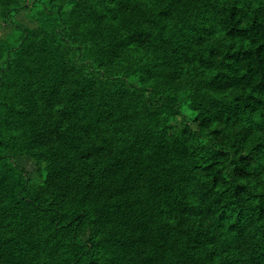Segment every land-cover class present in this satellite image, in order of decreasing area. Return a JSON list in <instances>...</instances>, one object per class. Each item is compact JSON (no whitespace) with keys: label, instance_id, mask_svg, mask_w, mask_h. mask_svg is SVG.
I'll use <instances>...</instances> for the list:
<instances>
[{"label":"trees","instance_id":"trees-1","mask_svg":"<svg viewBox=\"0 0 264 264\" xmlns=\"http://www.w3.org/2000/svg\"><path fill=\"white\" fill-rule=\"evenodd\" d=\"M1 21L0 264H264V0H0Z\"/></svg>","mask_w":264,"mask_h":264},{"label":"rangeland","instance_id":"rangeland-1","mask_svg":"<svg viewBox=\"0 0 264 264\" xmlns=\"http://www.w3.org/2000/svg\"><path fill=\"white\" fill-rule=\"evenodd\" d=\"M28 13L29 9L18 11L15 13L14 18L16 21L24 25L35 27L37 25V21L30 19ZM14 32L15 30L11 22L1 21L0 38H6L11 41L14 38ZM183 113L186 115L188 114V116H192V113L186 106L183 108ZM11 160L26 170L32 184H37L42 180L43 163H40L29 156H12ZM87 235L88 231L82 234V238H87Z\"/></svg>","mask_w":264,"mask_h":264}]
</instances>
